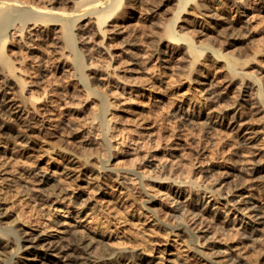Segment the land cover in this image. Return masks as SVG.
<instances>
[{"label":"rangeland","instance_id":"obj_1","mask_svg":"<svg viewBox=\"0 0 264 264\" xmlns=\"http://www.w3.org/2000/svg\"><path fill=\"white\" fill-rule=\"evenodd\" d=\"M173 1L122 0L126 16L108 22L105 35L93 15L76 22L75 32L88 31L75 45L96 94L80 81L59 27L49 37L31 20L21 34L17 19L4 28L9 41L0 53L14 70L0 54L9 101L0 111V236L7 228L22 234L15 246L0 239L9 264H111L96 258L103 249L139 253L154 264H264V108L257 103L264 0L189 1L173 28L203 49L196 59L186 41L161 33ZM72 2L51 4L71 9ZM212 49L238 64L229 68ZM28 87L39 97L34 102ZM210 91L218 97L209 99ZM160 175L177 179L171 185ZM58 194L82 206V219L94 211L110 222L107 236L58 214L49 202ZM16 245L22 247L13 252Z\"/></svg>","mask_w":264,"mask_h":264},{"label":"bare ground","instance_id":"obj_2","mask_svg":"<svg viewBox=\"0 0 264 264\" xmlns=\"http://www.w3.org/2000/svg\"><path fill=\"white\" fill-rule=\"evenodd\" d=\"M51 1L52 0H37V1H34V0H0V51H1V53H3L2 51L3 50H5V48L4 47H6L5 46V44H6V42H7V40H8V35H7V33H4V31L3 30H5L4 28H6L8 25H10L11 23H13V22H15L16 20L15 19H17L19 22H20V25L19 24H17V22H16V27H15V31H17V32H22L23 30H26V27H27V24L26 23H28V21L29 20H31L30 22L32 23V24H37L38 23V25H41L42 27H45V33H44V36L46 37V36H48L49 37V35H50V32H53V31H55V29H56V27H59V30L58 31H55V33H59L60 34V44H62L63 45V47L66 49L67 48V50L69 51V53H71L72 55H73V57H72V60H73V65H74V68L75 69H77V71L76 72H79V74H80V81L81 82H83V84L85 85V86H87V82H86V76H88V75H85L84 73L86 72V71H84L83 72V70H84V68L86 67V65L85 64H83L82 63V59H81V48L80 49H77L76 48V45H75V43H77L76 41L79 39V38H86L87 36H88V31L87 32H81V33H79V32H75L74 30L77 28H79V27H76L75 29H74V27L75 26H77L76 25V22L79 20V21H83L84 19H86L87 18V16L89 15H93V17L95 18V20H96V24H97V32L99 31L102 35H105L106 34V32L108 31V28H105V26H109V23L111 22V21H113V20H115L116 19V16L117 17H119V18H121V20H122V17H125L126 15H125V11L123 12V9H124V4L122 3V0H73V2H72V5H71V9H67V8H65L64 6L63 7H60V8H55V6H53L52 4H51ZM124 1V0H123ZM189 1H191V0H174L173 2H176L175 3V5H174V7H175V9H173L172 11H173V13H172V17H171V19L167 22V24L165 25V27H164V32H161V33H164V35L167 37V38H169V39H171L170 41L171 42H173L174 40L175 41H179V40H184V41H186L187 42V44H188V47L189 48H187V50L188 51H190V53L193 55V58H197V57H200V56H202L203 54H202V48H196V47H194L193 46V41L194 40H192L191 39V37L189 36H187L186 34V36H183V35H181V36H178L177 35V33H176V29L175 28H173V26H175V22H177V20H178V18H179V16H180V14H181V12H183V11H185L184 9H185V7H186V5H187V3L189 2ZM46 2H48L49 4H47ZM130 2V1H129ZM247 2V1H246ZM40 3V4H39ZM125 3V2H124ZM190 3H192V1L190 2ZM174 4V3H173ZM202 4V3H201ZM198 5V4H197ZM200 5V4H199ZM123 7V8H122ZM198 8V7H197ZM199 8H201V7H199ZM198 8V9H199ZM263 8V7H262ZM169 11V10H168ZM171 11V12H172ZM166 12V11H165ZM171 15V14H170ZM170 15H169V17H170ZM91 17V16H90ZM89 17V18H90ZM168 17V18H169ZM89 18H87V19H89ZM168 18H167V20H168ZM12 20H14L13 22H11ZM120 20V19H119ZM127 20H129V19H127ZM109 22V23H108ZM85 23V22H84ZM83 23V24H84ZM87 23V22H86ZM85 23V24H86ZM14 24V23H13ZM12 24V25H13ZM77 24H79V23H77ZM82 24V23H81ZM80 24V25H81ZM165 24V23H164ZM163 24V25H164ZM28 26H29V24H28ZM35 26H37V25H35ZM84 26V25H83ZM133 26V25H132ZM96 27V26H95ZM83 28V27H82ZM110 29V28H109ZM14 30V29H13ZM12 30V31H13ZM57 30V29H56ZM122 30V29H121ZM82 31H84V30H82ZM161 31H163L162 29H161ZM6 32H8V31H6ZM24 32V31H23ZM13 33H15L14 31H13ZM54 33V32H53ZM58 33H57V35H58ZM90 33V32H89ZM21 34V33H20ZM25 34V33H24ZM54 35V34H53ZM53 35H52V37H53ZM101 35V36H102ZM107 36V35H106ZM162 36H163V34H162ZM161 36V37H162ZM163 38V37H162ZM52 39V38H51ZM86 40V39H85ZM9 41V40H8ZM52 43H53V41H51ZM55 42V41H54ZM106 42V41H105ZM123 42H124V40H123ZM83 44V43H82ZM125 44V43H124ZM126 45H128V43H126ZM211 45V44H210ZM119 46V45H118ZM130 46V45H129ZM207 46V45H206ZM209 46V45H208ZM61 47L62 46H60V49H61ZM126 47V46H125ZM211 48V47H210ZM64 49V50H65ZM85 49V48H84ZM88 49V48H87ZM125 50V49H124ZM127 50V49H126ZM212 51L214 52V54L216 55V56H218V57H224L225 58V63L227 64V66L229 67V68H234V67H236V65L238 64V63H235V62H238V61H236L235 60V62L234 61H229L228 59H227V57L225 56V55H223V54H221V53H219V52H217V50L215 51L214 49H212ZM256 51V50H255ZM254 51V52H255ZM84 52V51H83ZM165 52V51H164ZM257 52V51H256ZM0 53V54H1ZM84 54V53H83ZM129 54V53H128ZM189 54V53H188ZM7 55V54H6ZM190 55V54H189ZM70 56V55H69ZM68 56V57H69ZM86 56V55H85ZM109 56V55H108ZM234 56V55H233ZM8 58H10L9 56H8ZM8 58L3 54H1V60H2V62L5 64V66H6V68H7V70H8V72H13V70H14V67L12 66V64L10 63V59L8 60ZM93 59V58H92ZM109 59H110V61L112 60V56H109ZM88 60V59H87ZM91 60V59H90ZM192 60H194V59H192ZM198 60V59H197ZM223 60V59H222ZM247 60V62L249 61L248 60V58L246 59ZM196 61V60H195ZM94 62V61H93ZM243 62V64L246 62V61H242ZM246 62V63H247ZM250 62V61H249ZM196 63V62H195ZM194 63V64H195ZM90 64H92V62H90L89 63V65ZM193 64V63H192ZM236 64V65H235ZM242 64V65H243ZM190 65V64H189ZM225 65V64H224ZM235 65V66H234ZM245 65V64H244ZM239 67H240V65H238ZM4 68V67H3ZM190 68V67H189ZM237 70V69H236ZM72 71H74L73 69H72ZM231 73V72H230ZM251 73H252V71H251ZM5 74H7V73H5ZM233 74V73H232ZM236 74V73H235ZM234 74V75H235ZM238 75V74H237ZM240 76V75H239ZM238 76V77H239ZM12 77V76H11ZM243 77H245V76H243ZM245 78H247V77H245ZM7 80H12L10 77H8L7 76V78L5 79V81H7ZM19 80H21V82H20V84L19 85H21V87L20 88H24L25 86H26V82H24V81H22V79H19ZM253 81V80H252ZM91 82V81H90ZM251 82V81H250ZM33 83V82H32ZM241 83V82H240ZM4 84V83H3ZM90 84V83H89ZM211 84V83H210ZM253 84V83H252ZM34 85H35V83H34ZM205 85V88H204V90L206 91V89H209L208 87L210 86L209 84H204ZM242 85V84H241ZM5 86H9L8 84H5ZM252 85L250 84V85H246V87L247 88H249V87H251ZM90 87V86H89ZM89 87L87 86V88H88V94H96V92H95V90H94V88L93 89H89ZM93 87V86H92ZM237 87V86H236ZM255 88H256V85H255ZM96 89V88H95ZM26 91L25 92H27V90H28V92H29V96H28V98L29 99H32V101L33 100H37L36 98H39L34 92H32V91H34V89L32 90L31 88H27V89H25ZM255 90H258V88L257 89H255ZM36 91V90H35ZM39 91V90H38ZM220 92H221V90H220ZM255 92V91H254ZM87 93V92H86ZM263 93V94H262ZM222 94V93H221ZM25 95V94H24ZM28 95V94H27ZM255 95V94H254ZM87 96H89V95H87ZM105 97V96H104ZM218 97V92H214V91H210L209 93H208V98L209 99H212V100H214V99H216ZM263 97H264V91L263 92H260V89H259V93H258V98H257V103H259L260 104V102L262 103V105H260L261 107L263 106V108H264V102H262L263 101ZM256 98V97H255ZM106 99V98H105ZM7 99H6V97L4 96V91H3V88H1V86H0V111H3L2 109L3 108H5L6 106L7 107H9L8 105H7V102H9V101H6ZM27 100V99H26ZM39 100V99H38ZM244 100V99H243ZM32 101H29L30 102V104H32L31 102ZM108 101V100H107ZM106 101V102H107ZM24 102V101H23ZM28 102V101H27ZM26 102V103H27ZM34 102V101H33ZM101 102H104V100L103 99H101ZM254 102V101H253ZM254 103H256V102H254ZM14 104V103H13ZM107 104H109V103H107ZM107 104H105V103H103L102 104V106H101V108H100V110H99V113H98V115H97V112L95 113L98 117H100V118H102L103 116H102V114L106 111V110H108V109H106L107 108ZM12 106V104L10 105V107ZM14 106V105H13ZM15 106H17V105H15ZM257 106V105H256ZM260 106H258V107H260ZM28 107V106H27ZM14 108V107H13ZM260 109V108H259ZM96 111V110H95ZM261 111V110H260ZM3 112H5V111H3ZM91 112V111H90ZM107 112V111H106ZM100 114V115H99ZM27 115V114H26ZM262 115H263V113H262ZM25 116V115H24ZM92 116H94V115H92ZM263 117H264V115H263ZM28 118V117H27ZM94 119V118H93ZM106 123H108L107 121H106ZM102 124V123H101ZM107 126V125H106ZM105 127V126H104ZM108 128V127H107ZM107 128H106V130H107ZM110 129V128H109ZM104 133V132H103ZM107 138V137H106ZM111 138V137H110ZM104 141H106V139L104 140ZM107 141H109V140H107ZM110 152V151H109ZM110 154H112V152L110 153ZM144 155V154H143ZM109 156V155H108ZM108 159V158H107ZM143 159V158H142ZM150 166V165H149ZM153 166H155L156 167V165L154 164ZM124 168V167H123ZM117 169V168H116ZM125 169H127L126 167H125ZM153 169V168H152ZM130 170V169H129ZM258 170V167L257 166H254V167H252V169H251V172H253V173H255V171H257ZM129 172V171H128ZM132 172V171H131ZM156 172V171H155ZM141 172L140 171H138L137 170V172H133V174H140ZM133 174H131V175H133ZM156 174V173H155ZM161 174H163V173H161ZM169 174V173H168ZM174 174V173H173ZM153 175H154V173H153ZM170 175V174H169ZM175 175V174H174ZM174 175H172V176H174ZM141 176H145V175H141ZM140 176V177H141ZM148 176V175H147ZM152 176V175H151ZM161 177H163L162 175H160ZM168 175H165L164 177H163V179H170V184L172 185L173 183H175V181H176V177L174 178H170L169 176L167 177ZM148 177H150V176H148ZM154 177H157V178H159L158 176H157V174L154 176ZM192 181H194V180H192ZM191 181V182H192ZM190 182V181H189ZM46 183V182H45ZM193 183V182H192ZM136 184V183H135ZM144 184V183H143ZM195 184V183H194ZM180 186V185H179ZM53 187V186H52ZM138 187V186H137ZM176 187V186H175ZM54 188V187H53ZM204 188V190H207L206 192H214V190H217V189H214L213 191H212V189L211 188H208V186H204L203 187ZM51 189V188H50ZM53 190V189H52ZM55 190V189H54ZM60 190V189H59ZM175 190V189H174ZM173 190V188H172V193L174 194L175 193V195L176 194H178L179 192H180V190H179V188H177L175 191ZM182 191V190H181ZM60 192V191H59ZM203 192V191H202ZM228 192L229 191H224V193H225V195H227L228 194ZM50 194V193H49ZM55 194V193H54ZM60 194V193H59ZM59 194L58 195H54L55 196V198H54V203H53V200H50L49 198H50V195H49V202H52V203H50V205L52 204V205H55L56 206V212L59 214H61L64 218H67V219H70V220H73L74 222H78V220H79V222H81V223H88L87 225L91 228V232H93L96 236H98V237H100V238H102V237H105V236H107L106 235V231L108 230L109 231V229H110V222H109V224H108V222L106 221V222H104V221H102L100 218H95L96 217V215L98 214L97 212V214H94V211L92 210V209H90V211L92 210L93 212H92V216H91V212L90 213H86L85 215H84V217L85 218H83L82 219V217H83V215L82 214H80V212H81V207H78L77 208V206L75 207L74 205H73V199H69L68 201H65V200H63V198L61 199V197H59ZM212 194H215V192L214 193H212ZM219 194V193H218ZM221 195H223L222 193H221ZM220 195V196H221ZM53 198H51V199H53ZM69 198V197H68ZM229 202L230 201H232V200H228ZM236 202V201H235ZM82 204H83V202H81ZM80 203V204H81ZM234 204V203H233ZM51 205V206H52ZM207 205V204H206ZM85 207H86V205H85ZM93 208V207H92ZM85 209V208H84ZM85 210H88V208H86ZM84 213H85V211H84ZM101 213V212H100ZM19 216H20V214H19ZM94 216V217H93ZM17 218V220H19L20 218L18 217V216H16ZM94 219L93 221H88V219ZM15 219V220H16ZM97 219V220H96ZM101 221H100V220ZM78 222V223H79ZM87 226V227H88ZM173 226H176L175 224L173 225ZM7 227V226H6ZM183 229V228H182ZM17 230V229H16ZM15 229H5V230H3L2 231V235L0 236V239H1V241H6V243L9 241V242H13L14 243V246H15V243L17 242H19V240L20 239H22V237H21V235L22 234H20V233H18L17 231H16ZM180 230H181V228H180ZM107 231V232H108ZM181 232H182V230H181ZM183 232H184V230H183ZM186 234V233H185ZM197 236V235H196ZM188 237V236H187ZM198 239H199V236H198ZM25 239L23 238V241H24ZM32 241V240H31ZM101 241V240H100ZM28 242H30V241H28ZM68 243L69 244H72V246H73V244L75 243L74 242V239L72 240V239H70V238H68ZM190 243V242H189ZM191 244V243H190ZM3 246V245H2ZM24 246V245H23ZM75 246H77V244L75 245ZM74 246V247H75ZM22 246H19V245H16V248L14 249V251L13 252H15V251H17V250H19L20 248H21ZM25 247V246H24ZM28 247V246H27ZM52 247H53V245H49L48 246V250H50V251H54V250H52ZM11 248V247H10ZM35 248V247H34ZM101 248H103V247H100V250H102ZM47 249V248H46ZM2 250V248L0 247V251ZM12 250V249H11ZM104 250V249H103ZM103 250H102V252H100L99 254H98V256H96V258H102V260H101V262L102 263H104L103 261H104V257H109V261L111 262V264L113 263V262H117V261H120V260H122V262L124 263V262H127L128 264H154V263H152V262H149V260H147V259H145L142 255H140L139 253H133V252H130V253H116L115 255H113V253H111V252H107L106 250L107 249H105V251L107 252V254H104V252H103ZM199 250V249H198ZM28 252V251H27ZM92 252V251H91ZM3 253H4V251H3ZM6 253V252H5ZM17 253H19V251L17 252ZM2 254V252H0V260H1V262H4V264H9L8 263V261L7 260H5L4 258H6V256H3V255H1ZM22 254V253H21ZM53 256H54V254H52ZM70 255V254H69ZM97 255V254H96ZM19 257L18 258H21V255H18ZM72 256V255H71ZM71 256H70V258L68 257L67 258V260H73V259H71ZM205 256V255H204ZM56 257V256H55ZM73 257V256H72ZM95 257V256H94ZM107 260V259H106ZM73 261H75V260H73ZM109 262V263H110ZM24 263V262H23ZM44 263V262H43ZM43 263H41L40 262V264H43ZM24 264H26V263H24ZM46 264V263H45ZM105 264V263H104Z\"/></svg>","mask_w":264,"mask_h":264}]
</instances>
